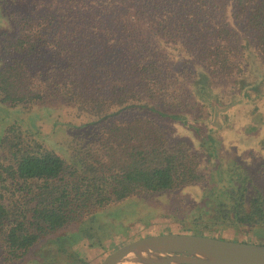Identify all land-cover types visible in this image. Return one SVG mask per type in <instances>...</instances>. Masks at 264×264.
<instances>
[{
    "label": "trees",
    "instance_id": "obj_1",
    "mask_svg": "<svg viewBox=\"0 0 264 264\" xmlns=\"http://www.w3.org/2000/svg\"><path fill=\"white\" fill-rule=\"evenodd\" d=\"M215 2L0 0L2 106L29 110L53 102V110L55 102L87 118L58 145L17 120L3 128V260L23 258L58 230L128 197L197 185L202 207L180 219L176 232L224 238L219 232L231 228L242 242L264 233V189L252 172L234 166L222 177L226 169L215 165L212 183L201 172V150L170 138L159 124V116L174 118L193 99L207 106L209 79L241 73L234 27L251 34L264 61V0H229L224 18ZM145 26L196 55L206 77L201 86L193 85L190 69L173 70L156 53L141 35Z\"/></svg>",
    "mask_w": 264,
    "mask_h": 264
},
{
    "label": "rangeland",
    "instance_id": "obj_2",
    "mask_svg": "<svg viewBox=\"0 0 264 264\" xmlns=\"http://www.w3.org/2000/svg\"><path fill=\"white\" fill-rule=\"evenodd\" d=\"M228 3L229 0L215 2V7L222 6V11L216 9L222 18L227 13L225 6ZM0 23L6 24L5 19L0 17ZM141 32L144 38L157 46L156 53L164 56L162 59L173 63V70L190 69L193 85L196 82L201 86L206 77L193 52L170 43L146 26ZM234 32L243 55L240 60L241 73L219 81L209 79L207 106L193 99L191 108L174 112L176 117L159 116V124L170 138L187 140L191 146L195 144L192 146L194 149L201 150L204 154L201 172L212 183L216 178L215 165L226 169L222 177L227 175L231 167L239 166L252 172L254 181L264 189V61L256 56L249 32H242L235 27ZM181 73L187 76L185 71ZM52 103L37 105L29 110L5 104L2 106L0 103V135L5 125L17 120L26 127L35 126L36 135L49 139V144L58 145L55 141H66L73 131H79L73 127L86 122L87 118L76 116L72 108L55 102L52 110L49 107H53ZM186 126L194 137L182 128ZM61 147H64V143ZM193 187H182L147 197H128L84 219L80 225L58 230L32 246L23 258L3 260L0 254V264H97L107 253L129 240L160 232L179 233L176 232L179 220L191 218L195 209L202 207L200 198L197 199L200 195L197 191L201 186L197 185L194 187L196 189ZM219 235L224 236L220 239L232 241H237L238 237L231 228L219 232ZM245 237V241L262 242L264 233Z\"/></svg>",
    "mask_w": 264,
    "mask_h": 264
},
{
    "label": "water",
    "instance_id": "obj_3",
    "mask_svg": "<svg viewBox=\"0 0 264 264\" xmlns=\"http://www.w3.org/2000/svg\"><path fill=\"white\" fill-rule=\"evenodd\" d=\"M97 264H264V245L168 232L129 240Z\"/></svg>",
    "mask_w": 264,
    "mask_h": 264
},
{
    "label": "crops",
    "instance_id": "obj_4",
    "mask_svg": "<svg viewBox=\"0 0 264 264\" xmlns=\"http://www.w3.org/2000/svg\"><path fill=\"white\" fill-rule=\"evenodd\" d=\"M245 242H248V243H252V242H249V240L245 241ZM255 244H261V243H255ZM264 245V244H263Z\"/></svg>",
    "mask_w": 264,
    "mask_h": 264
}]
</instances>
